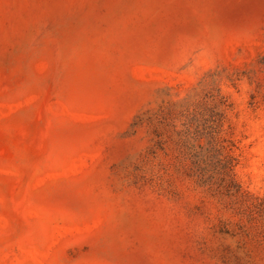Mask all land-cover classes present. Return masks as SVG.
<instances>
[{
    "label": "rangeland",
    "instance_id": "374dc122",
    "mask_svg": "<svg viewBox=\"0 0 264 264\" xmlns=\"http://www.w3.org/2000/svg\"><path fill=\"white\" fill-rule=\"evenodd\" d=\"M0 264H264V0H0Z\"/></svg>",
    "mask_w": 264,
    "mask_h": 264
},
{
    "label": "trees",
    "instance_id": "16d2710c",
    "mask_svg": "<svg viewBox=\"0 0 264 264\" xmlns=\"http://www.w3.org/2000/svg\"><path fill=\"white\" fill-rule=\"evenodd\" d=\"M210 138H211L212 142H208V145H210V149H211L210 153L213 155L212 152H214V149H215L214 145L216 146L217 143L215 142L213 137H210ZM213 147H214V149H213ZM211 157H214V156H207V157L204 158L203 152L192 151L191 158L193 160H195L196 162L194 164H192V166L190 165V166H188L186 168L190 172V176H193V177L195 176V177L198 178L199 181H203V176L205 174V170H201L199 168V164L205 163ZM221 164H222V166H221L222 176L224 178V181L227 183L228 190L231 189L234 192H238L240 190V187H239V185L236 183V181L233 179V177L231 175V163H230V161H227L225 159H221ZM194 166L198 168L197 170L201 171L200 174L194 172V169H193Z\"/></svg>",
    "mask_w": 264,
    "mask_h": 264
}]
</instances>
